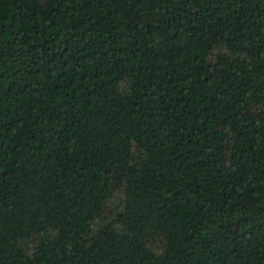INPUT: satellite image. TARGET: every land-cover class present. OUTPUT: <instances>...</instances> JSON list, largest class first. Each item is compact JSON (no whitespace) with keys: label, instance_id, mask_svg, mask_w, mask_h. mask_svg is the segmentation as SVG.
<instances>
[{"label":"trees","instance_id":"16d2710c","mask_svg":"<svg viewBox=\"0 0 264 264\" xmlns=\"http://www.w3.org/2000/svg\"><path fill=\"white\" fill-rule=\"evenodd\" d=\"M0 264H264V0H0Z\"/></svg>","mask_w":264,"mask_h":264}]
</instances>
